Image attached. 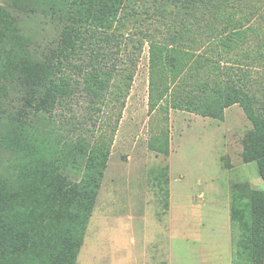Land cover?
Returning <instances> with one entry per match:
<instances>
[{
    "label": "trees",
    "instance_id": "obj_1",
    "mask_svg": "<svg viewBox=\"0 0 264 264\" xmlns=\"http://www.w3.org/2000/svg\"><path fill=\"white\" fill-rule=\"evenodd\" d=\"M227 1L35 0L28 6L14 0L11 7L0 6V83L11 69L7 47L21 36L23 21L39 19L42 29L51 26L57 41L48 54L32 53V63L14 71L27 80L23 95L7 96L0 91V264H74L110 143L61 131L53 115L76 87L98 101L113 104L114 99L122 98L124 104L132 71L120 70V80L109 88L112 74L100 67L85 68L80 79L66 69L77 67L72 59L84 49L88 38L101 33L107 40L117 27L132 24L137 11L134 6L160 3L167 19L165 25L156 27L161 34L142 33L138 44L139 50L148 44L150 107L165 101L167 107L222 119L224 108L238 103L252 123L243 141V161L255 162L264 181V85L254 91L249 80L242 78L244 73H238L234 81L233 66H222L219 61L240 49L249 35L236 24L234 30L224 26L206 33L205 38L198 35L202 28L198 15L217 16ZM214 34L221 39L206 56L200 49L213 44L210 37ZM22 48V44H15L16 51ZM258 53L264 57V48L257 50V57ZM108 94L111 97L104 101ZM160 144L151 147L167 152L163 141ZM235 185L232 216L243 225L249 220L244 243L248 264H263L264 191L254 189L249 182Z\"/></svg>",
    "mask_w": 264,
    "mask_h": 264
},
{
    "label": "rangeland",
    "instance_id": "obj_2",
    "mask_svg": "<svg viewBox=\"0 0 264 264\" xmlns=\"http://www.w3.org/2000/svg\"><path fill=\"white\" fill-rule=\"evenodd\" d=\"M34 1L18 3L31 6ZM13 4L14 0H0V6ZM134 7L132 24L117 27L107 40L101 33L88 38L72 59L77 67L66 69L80 79L85 68L100 67L112 74L109 88L120 80L121 71H132L124 104L122 98L113 104L105 101L109 94L105 102L98 101L76 87L53 115L61 131L110 143L74 264H248L244 243L249 220L243 225L233 218L232 202L238 182L264 191L256 163H245L242 156L252 123L238 103L224 108L222 119L167 107L165 101L151 108L148 44L140 50L138 44L142 33L161 34L156 27L165 25L167 19L160 3ZM217 14L198 15L202 26L198 35L205 38L206 33L224 26L234 30V24L247 33L244 45L219 61L222 66H233L234 81L238 73H244L242 78L257 91L264 85V57L256 56L264 48L260 46L264 44V0H228ZM21 24V36L7 47L12 73L8 71L0 83V91L13 97L23 95L27 85L25 77L14 71L31 64L32 53L48 54L57 42L54 29L48 25L42 29L39 19ZM217 36L210 37L212 45L200 49L204 55L218 44L221 37ZM17 42L23 45L21 51L15 49ZM94 55L97 58L92 59ZM162 141L167 152L151 147Z\"/></svg>",
    "mask_w": 264,
    "mask_h": 264
},
{
    "label": "crops",
    "instance_id": "obj_3",
    "mask_svg": "<svg viewBox=\"0 0 264 264\" xmlns=\"http://www.w3.org/2000/svg\"><path fill=\"white\" fill-rule=\"evenodd\" d=\"M250 163V162H249ZM259 175V174H258Z\"/></svg>",
    "mask_w": 264,
    "mask_h": 264
}]
</instances>
